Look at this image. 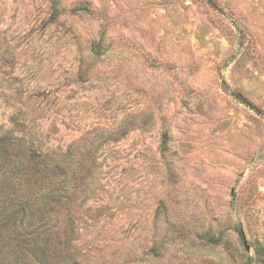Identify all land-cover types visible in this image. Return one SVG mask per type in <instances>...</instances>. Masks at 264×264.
Segmentation results:
<instances>
[{
    "label": "rangeland",
    "instance_id": "1",
    "mask_svg": "<svg viewBox=\"0 0 264 264\" xmlns=\"http://www.w3.org/2000/svg\"><path fill=\"white\" fill-rule=\"evenodd\" d=\"M12 114L95 158L81 264H264V0H0Z\"/></svg>",
    "mask_w": 264,
    "mask_h": 264
},
{
    "label": "trees",
    "instance_id": "2",
    "mask_svg": "<svg viewBox=\"0 0 264 264\" xmlns=\"http://www.w3.org/2000/svg\"><path fill=\"white\" fill-rule=\"evenodd\" d=\"M56 5L57 2L53 1ZM13 129L0 132V264H81L79 222L91 208L87 178L95 166L74 143L65 151L43 152ZM103 209H95L96 219Z\"/></svg>",
    "mask_w": 264,
    "mask_h": 264
},
{
    "label": "water",
    "instance_id": "3",
    "mask_svg": "<svg viewBox=\"0 0 264 264\" xmlns=\"http://www.w3.org/2000/svg\"><path fill=\"white\" fill-rule=\"evenodd\" d=\"M245 246H246V248H248L247 244Z\"/></svg>",
    "mask_w": 264,
    "mask_h": 264
}]
</instances>
